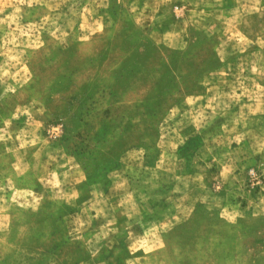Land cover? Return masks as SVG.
I'll return each instance as SVG.
<instances>
[{
	"label": "rangeland",
	"instance_id": "rangeland-1",
	"mask_svg": "<svg viewBox=\"0 0 264 264\" xmlns=\"http://www.w3.org/2000/svg\"><path fill=\"white\" fill-rule=\"evenodd\" d=\"M0 264H264V0H0Z\"/></svg>",
	"mask_w": 264,
	"mask_h": 264
}]
</instances>
